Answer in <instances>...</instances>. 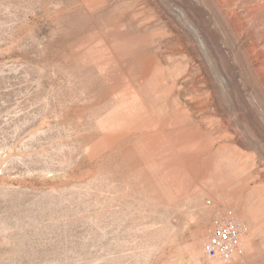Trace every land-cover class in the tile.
I'll return each mask as SVG.
<instances>
[{
    "label": "rangeland",
    "instance_id": "1",
    "mask_svg": "<svg viewBox=\"0 0 264 264\" xmlns=\"http://www.w3.org/2000/svg\"><path fill=\"white\" fill-rule=\"evenodd\" d=\"M0 264H264V0H0Z\"/></svg>",
    "mask_w": 264,
    "mask_h": 264
},
{
    "label": "built area",
    "instance_id": "2",
    "mask_svg": "<svg viewBox=\"0 0 264 264\" xmlns=\"http://www.w3.org/2000/svg\"><path fill=\"white\" fill-rule=\"evenodd\" d=\"M249 232L248 224L229 208H217L210 235L203 242L202 252L207 259L229 262L241 256L244 240Z\"/></svg>",
    "mask_w": 264,
    "mask_h": 264
}]
</instances>
